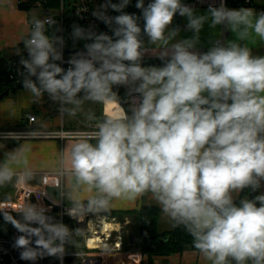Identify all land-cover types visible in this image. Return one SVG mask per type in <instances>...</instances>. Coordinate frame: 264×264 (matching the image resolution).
Returning a JSON list of instances; mask_svg holds the SVG:
<instances>
[{
	"label": "clouds",
	"instance_id": "clouds-1",
	"mask_svg": "<svg viewBox=\"0 0 264 264\" xmlns=\"http://www.w3.org/2000/svg\"><path fill=\"white\" fill-rule=\"evenodd\" d=\"M130 2L104 0L92 12L113 35L73 25L74 38L91 42L68 59L66 70L57 63L63 39L45 32L54 21L34 18L24 42L28 59L20 61L27 73L24 89L34 102L46 93L61 112L75 115L85 101L106 102L116 96L114 86H124L130 106L76 138L71 151L77 184L95 189L87 207L107 209L113 199L150 194L210 264H264V192L238 201L235 195L264 187V56L241 43L253 36L264 42V11L228 8L220 0L198 14L183 0H150L146 6L137 0L138 16L124 11ZM177 14L186 18L191 37L176 40L181 29L170 26ZM205 23L234 38L217 37L200 51ZM142 35L161 49L162 66H142ZM13 174L7 162L0 164V185ZM19 215L4 219L22 233L14 243L20 258L62 260L69 228L36 205L22 206Z\"/></svg>",
	"mask_w": 264,
	"mask_h": 264
},
{
	"label": "crops",
	"instance_id": "crops-1",
	"mask_svg": "<svg viewBox=\"0 0 264 264\" xmlns=\"http://www.w3.org/2000/svg\"><path fill=\"white\" fill-rule=\"evenodd\" d=\"M184 3L193 6L198 14H204L208 9V7L194 5V1L187 0ZM241 7L245 6L235 4L228 6V8L232 9H239ZM34 18L36 17L30 15V10L21 6L19 0H13L11 5L0 0V57L6 56L10 60L11 57L20 53L21 50L17 46L29 38L31 23ZM186 23V18L180 17L178 14L174 17L173 24L170 27H179L181 29L176 40L192 36V33L186 28ZM217 37L223 40L234 38L233 34L225 31L222 26H217L216 29H213L209 26V23H205L200 33V43L197 45V48L200 51H207L211 46L209 41ZM141 39L144 41V46L147 49L143 56L142 66H162V62L158 59L161 49L150 44L147 35H142ZM172 42L175 43L176 41ZM241 43H247L251 47L253 55L264 56V42H261L259 38L253 36L248 41H241ZM113 91H118L117 95L121 93V97H114L103 103L85 101L75 115H69L61 112L60 103L51 100L46 93L39 101L34 102L31 93L26 89L10 90L9 95L0 99V128L29 126L44 132H58L61 129L65 131L95 130L98 123L109 115L107 111L108 101H113L120 108L123 106L126 109L122 103V99L128 102L129 95L127 94V89L124 86H114ZM114 109H117L116 105ZM28 114L36 116V121L33 125H30L28 122ZM90 116L95 118H90ZM75 142L76 137L65 139L39 137L23 140H0V164L7 162L14 173L11 181L0 185V203L14 208H21L28 204L43 208L47 207L48 198L50 200L57 196L56 187L59 183H62L69 192L68 201L88 202L89 198L95 196V189L88 190L86 186L78 185L71 171V151ZM13 152L20 154L15 160L8 158L9 154ZM20 180H23L29 186L41 190L48 198L41 197L38 201L29 200V202L14 204L13 201L18 194V183ZM261 192H264V187L258 190V194ZM235 195L237 201L245 196L251 198V193L244 195V191ZM145 205L156 206L150 194L136 199H113L107 209L101 210L111 213H121L139 210ZM112 217L118 218L116 214L112 215ZM125 219H130L131 223L133 221L129 234L135 232L136 217L126 216L124 219L119 220L124 222ZM173 228L174 226L171 222L160 213L158 219L159 232H168L173 230ZM102 264H210V262L205 260L195 250L172 255L152 256L148 254L142 255L138 252L120 251L113 253L111 251L103 254Z\"/></svg>",
	"mask_w": 264,
	"mask_h": 264
},
{
	"label": "built area",
	"instance_id": "built-area-1",
	"mask_svg": "<svg viewBox=\"0 0 264 264\" xmlns=\"http://www.w3.org/2000/svg\"><path fill=\"white\" fill-rule=\"evenodd\" d=\"M19 2L20 4L32 5V8H42L44 17L40 20H46L50 17L54 21L53 24H45V30H55L57 32L55 36L63 39L64 44L61 49L63 60L57 63L65 70L69 67L67 61L72 55L86 51L85 48L69 49L67 47L65 40L66 30L73 32V25L85 29L95 26V30L98 33L104 32L108 35H113L111 30L102 21L96 19L92 15V12L98 8L100 4L104 3V0H19ZM117 2L118 0H113V3ZM136 2L137 0H131L124 11L139 16L141 10L135 7ZM149 2L150 0H145V6ZM219 3L220 0H194V5L202 7H209L210 4L219 6ZM225 3L227 7L231 4H235L255 9L257 12L264 11V0H225ZM68 7V10L71 9L69 17L66 16ZM109 14L114 16L119 13L109 9ZM140 25L143 27L142 19L140 20ZM32 27L33 21L31 23V29ZM46 35L52 36L51 34ZM26 74L24 67H11L3 76L10 85L16 87L18 85H23V79ZM32 79L35 80V77H32ZM128 102L130 106V96ZM27 117L29 124L33 125L36 121V116L28 114ZM34 128L35 127L29 126L0 128V140H23L39 137H57L61 139L68 137L78 138L94 132V130L65 131L64 129L58 132H44ZM8 133H13L15 136L10 137L7 135ZM56 190L57 196L49 200L48 196L44 195V192L20 180L18 183V194L15 196L13 203L20 204L21 202H29V200L38 201L41 197L48 198V206L44 207L46 215L51 216L54 222L63 223L70 230L71 235L65 247L67 244L71 246L73 241H77L84 243L85 249L73 253H68L65 250L62 260L47 255L42 258L38 257L35 261L22 260L20 258V252L22 250L14 247L15 239L19 235H22V233L4 219L5 214H7L20 220V208L5 206L3 203H0V264H102V256L104 253L110 251L120 252L123 250L124 243L128 240L129 236V231L126 227L131 223L130 219H125V221L122 222L118 218L104 214L96 208H88V202L68 201L69 192L62 183L57 185ZM73 209H75V214L70 215L69 212ZM95 237L99 241H97L94 246H90V239ZM33 246L35 245L33 244ZM93 251H97L98 253H94ZM69 259H71L70 262L68 261Z\"/></svg>",
	"mask_w": 264,
	"mask_h": 264
},
{
	"label": "trees",
	"instance_id": "trees-1",
	"mask_svg": "<svg viewBox=\"0 0 264 264\" xmlns=\"http://www.w3.org/2000/svg\"><path fill=\"white\" fill-rule=\"evenodd\" d=\"M23 8L30 10L32 5L21 4ZM46 34L55 35L57 32L55 30H45ZM20 49V53L10 58L12 67H24L20 61L21 59H28V53L26 52L25 43H21L17 46ZM14 89H24L23 85H18L16 87L10 85L8 81L4 79V76H0V93L6 90ZM116 98L121 97V93L117 95ZM123 105L126 109L129 107V102L122 99ZM251 198L258 194V192H249L247 189L244 190V195L250 194ZM104 214L115 215L119 219H124L128 217H136V229L137 239L134 244H131L128 240L124 243V248L122 251L127 252H138L142 255L148 254L152 255H172L176 253H183L185 251L195 250L192 246V238L182 227H174L173 230L161 233L158 230V219L160 216V210L156 206L145 205L139 210L125 211V212H108L102 211ZM197 251V250H195ZM111 252V251H110ZM118 253V252H113Z\"/></svg>",
	"mask_w": 264,
	"mask_h": 264
},
{
	"label": "rangeland",
	"instance_id": "rangeland-1",
	"mask_svg": "<svg viewBox=\"0 0 264 264\" xmlns=\"http://www.w3.org/2000/svg\"><path fill=\"white\" fill-rule=\"evenodd\" d=\"M187 0H183V2H185ZM188 1H194V0H188ZM68 2V1H67ZM69 7L67 8V13H66V16L69 17L70 15V10H68ZM30 15L33 16V17H36L38 19H42L44 17V11L42 8H31L30 9ZM65 40H66V44H67V47L69 49H72V48H85L84 45L86 43H90L91 41H85V40H79V39H75L74 36H73V32L71 31H67L65 32ZM1 95V94H0ZM99 210V209H98ZM99 211H103V210H99ZM119 219V218H118ZM122 221V220H120ZM10 225H12L10 223ZM133 226V221L132 223H130L126 229L129 231L131 229V227ZM82 249H85V245L84 243L82 242H77V241H73L72 242V245L69 246L68 244L66 245L65 247V250L66 252L68 253H73V252H79L81 251ZM94 253H98L97 251H93Z\"/></svg>",
	"mask_w": 264,
	"mask_h": 264
},
{
	"label": "water",
	"instance_id": "water-1",
	"mask_svg": "<svg viewBox=\"0 0 264 264\" xmlns=\"http://www.w3.org/2000/svg\"><path fill=\"white\" fill-rule=\"evenodd\" d=\"M28 53V51H27ZM11 68L10 60L6 56L0 57V76L5 75ZM10 90H6L4 93L0 95V99L4 98L5 96L9 95ZM129 242L134 244L136 242V233L131 232L129 234ZM69 262L71 259L68 260Z\"/></svg>",
	"mask_w": 264,
	"mask_h": 264
},
{
	"label": "bare ground",
	"instance_id": "bare-ground-1",
	"mask_svg": "<svg viewBox=\"0 0 264 264\" xmlns=\"http://www.w3.org/2000/svg\"><path fill=\"white\" fill-rule=\"evenodd\" d=\"M117 106V109H114V106ZM120 109V106L113 102V101H108V106H107V111L109 114H115L117 111H119ZM99 241L96 237L95 238H91L90 239V242H89V245L90 246H94L96 244V242Z\"/></svg>",
	"mask_w": 264,
	"mask_h": 264
}]
</instances>
